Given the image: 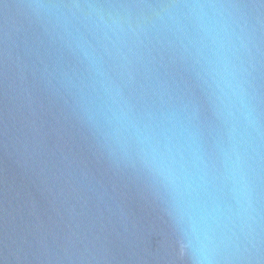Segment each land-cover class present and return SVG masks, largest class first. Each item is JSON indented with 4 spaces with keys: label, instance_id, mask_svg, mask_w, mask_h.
Wrapping results in <instances>:
<instances>
[{
    "label": "water",
    "instance_id": "obj_1",
    "mask_svg": "<svg viewBox=\"0 0 264 264\" xmlns=\"http://www.w3.org/2000/svg\"><path fill=\"white\" fill-rule=\"evenodd\" d=\"M0 264H264V0H0Z\"/></svg>",
    "mask_w": 264,
    "mask_h": 264
}]
</instances>
